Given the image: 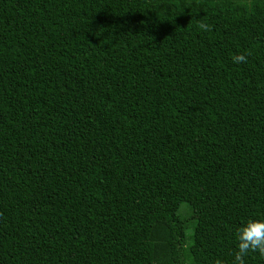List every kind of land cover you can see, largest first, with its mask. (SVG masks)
<instances>
[{"label": "trees", "instance_id": "1", "mask_svg": "<svg viewBox=\"0 0 264 264\" xmlns=\"http://www.w3.org/2000/svg\"><path fill=\"white\" fill-rule=\"evenodd\" d=\"M249 219L264 0H0V264H233Z\"/></svg>", "mask_w": 264, "mask_h": 264}, {"label": "clouds", "instance_id": "2", "mask_svg": "<svg viewBox=\"0 0 264 264\" xmlns=\"http://www.w3.org/2000/svg\"><path fill=\"white\" fill-rule=\"evenodd\" d=\"M198 29L209 32L212 26L206 22L200 21L197 24ZM233 63H245L247 56L237 54L232 57ZM236 251L234 252L233 264H244V257L249 253H258L264 257V221L249 219L242 223L235 230ZM215 264H223L220 259Z\"/></svg>", "mask_w": 264, "mask_h": 264}, {"label": "rangeland", "instance_id": "3", "mask_svg": "<svg viewBox=\"0 0 264 264\" xmlns=\"http://www.w3.org/2000/svg\"><path fill=\"white\" fill-rule=\"evenodd\" d=\"M185 207V204H182L180 209L184 208ZM185 234H186V238H188L190 235H191V229L190 228H187L185 230ZM189 242V239H187V243Z\"/></svg>", "mask_w": 264, "mask_h": 264}]
</instances>
